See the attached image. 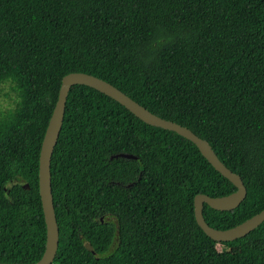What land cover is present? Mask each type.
<instances>
[{"label": "trees", "instance_id": "obj_1", "mask_svg": "<svg viewBox=\"0 0 264 264\" xmlns=\"http://www.w3.org/2000/svg\"><path fill=\"white\" fill-rule=\"evenodd\" d=\"M72 73L187 127L242 178L246 200L231 212L205 205L209 226L264 210V0H0V91L15 94L0 114V263L44 255L40 154ZM51 173L53 264H264V223L219 244L195 219L196 196L236 187L192 142L94 89L72 88Z\"/></svg>", "mask_w": 264, "mask_h": 264}, {"label": "water", "instance_id": "obj_2", "mask_svg": "<svg viewBox=\"0 0 264 264\" xmlns=\"http://www.w3.org/2000/svg\"><path fill=\"white\" fill-rule=\"evenodd\" d=\"M76 86H86L94 89L123 106L127 111L145 124L176 133L192 142L215 170L236 187L237 191L226 197L212 198L202 194L196 196L194 200L195 219L198 226L210 239L219 244L234 242L250 235L264 223L263 210L260 214L228 230H218L209 226L204 218L205 205H208L216 211L231 212L240 207V205L246 200L248 191L242 178L233 173L224 165V163L221 162L209 142L197 136L187 127L165 120L153 114L130 98L127 94L100 78L84 73H72L63 78L58 101L49 121L41 148L39 162V193L47 226V242L44 255L36 264H53L59 249L60 230L54 206L51 164L64 125L68 97L72 88ZM114 158L136 159L135 157L126 154H121ZM26 189H29L28 185H26Z\"/></svg>", "mask_w": 264, "mask_h": 264}, {"label": "rangeland", "instance_id": "obj_3", "mask_svg": "<svg viewBox=\"0 0 264 264\" xmlns=\"http://www.w3.org/2000/svg\"><path fill=\"white\" fill-rule=\"evenodd\" d=\"M15 105V94L8 87H3L0 91V114L12 109ZM222 250V246L219 247Z\"/></svg>", "mask_w": 264, "mask_h": 264}]
</instances>
